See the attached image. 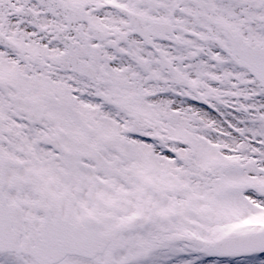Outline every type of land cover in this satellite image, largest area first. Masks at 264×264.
Here are the masks:
<instances>
[{"label":"snow or ice","instance_id":"snow-or-ice-1","mask_svg":"<svg viewBox=\"0 0 264 264\" xmlns=\"http://www.w3.org/2000/svg\"><path fill=\"white\" fill-rule=\"evenodd\" d=\"M0 264H264V0H0Z\"/></svg>","mask_w":264,"mask_h":264}]
</instances>
